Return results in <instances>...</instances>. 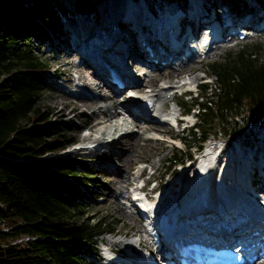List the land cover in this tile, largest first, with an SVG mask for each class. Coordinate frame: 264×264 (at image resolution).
<instances>
[{"label": "trees", "instance_id": "16d2710c", "mask_svg": "<svg viewBox=\"0 0 264 264\" xmlns=\"http://www.w3.org/2000/svg\"><path fill=\"white\" fill-rule=\"evenodd\" d=\"M74 4L83 10L95 1ZM66 15L61 0H0V264H98V237L119 222L89 214L96 169L60 153L77 142L75 126L43 103L53 69L32 36L45 35V26L57 31ZM208 66L214 86L203 82L191 99L175 100L196 111L198 124L192 142L182 138L187 148L167 158L174 165L211 135L233 142L242 134L250 142L264 129V58L241 49Z\"/></svg>", "mask_w": 264, "mask_h": 264}, {"label": "rangeland", "instance_id": "374dc122", "mask_svg": "<svg viewBox=\"0 0 264 264\" xmlns=\"http://www.w3.org/2000/svg\"><path fill=\"white\" fill-rule=\"evenodd\" d=\"M96 1L97 5L93 9H89V6L87 4L83 5V10H87L88 12H78L77 16H72V18H65L64 22H62V18L59 16V19L57 20L59 29L57 31L55 29H50L48 26L46 28V34L45 36L42 34H34L32 36V41L35 44H38V47L41 48L43 56L47 58V61L52 66V73L49 76V83L54 88H48L46 89L44 96H43V103L49 105L54 109L55 115H58L59 117H63L64 119H71L72 124H74L75 129L71 132L72 134L77 136V142L75 144L69 145L67 148L62 150L61 154H78L83 159H85L87 162L91 163L94 168L96 169V173L92 176L91 184L93 186V189L96 191L95 195L92 196V198L89 200V214H92L95 212V214L102 215L107 218V220H110L112 217L119 220L116 227L111 232H103L98 237V246L97 248L100 250V246L103 247V251L105 254L109 256V258H118L119 253L116 250L115 246L110 244L109 241L116 240L118 242L122 241V247L124 243L127 241L132 243L134 247L139 250L140 252L145 251L144 247L139 245L137 242L140 237L145 236L147 239L145 241V244L149 247L153 244L154 245V239L152 236L149 235V232L146 230L145 226L143 225L137 211L136 207L134 206V203H138L136 198L142 196L143 192L148 191V201L153 203L155 201V197H153L151 194H153L152 187L158 183L159 180H161L162 186L161 189L165 190V192H169L170 194L169 198L164 194V200L163 202L165 205H169V200H171V197L176 196H182L186 195L187 190L190 191L195 186V191L197 192V189L200 190L203 195H206L207 197H210V187H213L214 180L213 176L215 174V170L217 168V164L215 161L210 162V164L207 166V168L198 176L196 175L199 169V160L194 159V164H188L187 162L185 164H178L174 165L173 163H170L167 158H169L172 153L176 150V148H187V144L181 140L180 137H177V141H173L171 137L181 136L186 139L188 142H192L194 140L195 134L190 131L188 128H184L182 131L177 128L171 127V125L162 123L161 121L157 120L158 116L166 113L167 110L172 106L175 107L177 110V113L179 112L180 108L175 102V98H165L164 95H161L156 100V104L160 106V109L158 111H153L152 116L156 117L146 123H153L157 124V126H151L148 124H141L143 127H141L139 130L137 127L134 129L133 132H130V130L127 131V134L122 135V133H125V128L120 129V131L115 130V125L109 124V127H112L108 129L110 133H116L115 135H122L119 137L116 141L109 140L108 146H96V148H91V151L89 148H85L84 146H94V141H87L84 139V136L87 134L92 133V137L94 135H100L101 129H97L96 131L91 130L90 127H88V124H84L85 120L89 118V116L92 115L91 110L86 107L83 104H80L81 96H78L77 94H74L76 91L81 88L85 89V85L82 83L83 79H80L79 69L77 65L81 63V57L76 52L73 46V44L70 42L71 37L67 35L69 32L65 29V26H68L70 28L77 27V25H81L85 29V31L92 32V24L90 25V22L93 20L94 14H91L94 11H97V8L100 10L102 9V12L99 11V17H102L101 23L103 25H112V23H109L111 20H114L116 22L117 18H121L122 21L128 23L134 24V22H137V18L134 17H128L125 12H122L126 7L128 2L134 1L135 3H138L142 5L144 3L147 6H153V8L156 11H162V10H173L176 7L181 8L182 10L188 7L187 3L188 0H94ZM200 0H192V3L197 6V2ZM213 0H207L205 3L203 2V7L205 4H208L212 2ZM218 1V0H216ZM229 1H232L233 7L232 10L237 8L236 0H225V3H229ZM62 4L67 8V11L69 9H74V2L75 0H61ZM99 2V3H98ZM152 4V5H150ZM199 8H202V6L199 3ZM220 13L225 12L226 7L225 6H219ZM76 11V10H75ZM117 11V12H116ZM227 12V11H226ZM117 13V14H116ZM150 15L149 11H146ZM41 16L37 15V20L42 21ZM42 18L46 19L42 16ZM146 20V17H144ZM73 19L76 20L74 25L71 24V21ZM101 19V18H100ZM172 20H175L172 18ZM184 19L183 21H185ZM70 21V22H69ZM102 27V28H101ZM100 29L104 34H108L110 38L113 40L114 37L118 36L117 45L120 46L124 41H127L128 33L125 34V31L122 32L123 27H119V25L114 24L111 28L99 26L97 23V29ZM188 31L193 30L191 24L189 27H187ZM183 31V29H181ZM125 34V36H124ZM113 35V37H111ZM122 35V36H121ZM95 38V36H91V38ZM245 49L246 51H252L256 52L258 55H260L262 58H264V34L258 35L255 37H248L244 39L243 41H226L224 44L218 45L216 49H213L209 52V54L204 58L202 61H192L189 60V64L186 65L187 62L183 61V58L180 60L179 64H174L168 69L165 67L162 70V79L156 80V86H162L165 83L167 79L170 78L173 80L171 82L172 84H177L178 88L184 87L187 89H192V93L190 96L196 95V91H198V84L201 81H207L210 85L212 84L214 86V83L216 82L215 76L211 74L210 67L208 66L209 62L212 61H225L226 58L231 53H236L237 51ZM184 51V49H182ZM254 56V55H253ZM182 55L180 56V58ZM128 59V58H126ZM179 59V58H178ZM128 61V64L131 66H136L133 64V62ZM175 60H171L170 62L174 63ZM137 62V60H136ZM85 64L82 62L80 66H84ZM164 65V64H163ZM166 65V64H165ZM140 64L136 66L137 70H140L139 68ZM186 66V67H185ZM177 67H183L184 71H181L179 74H176ZM85 70L89 72L88 68L85 67ZM142 71L140 74L145 75L144 80H142V86L144 87L148 86V83L145 84V81L151 82L149 80L152 71L155 69L150 68H141ZM156 70H158L156 68ZM164 72V73H163ZM146 73V74H145ZM142 75V78H143ZM92 80L97 82L100 85V88L104 90V92H110V88L106 87V85L102 84V81L96 76L92 75ZM170 83V84H171ZM82 87H80V86ZM181 89V88H180ZM75 92H73V91ZM130 89H123L119 92L118 97L119 101L122 102L124 100V96L127 92H129ZM85 92V93H84ZM86 90H82V92L79 94L82 95L85 98V95H88ZM171 93V92H170ZM188 93V92H186ZM65 94V95H64ZM63 95L64 103H67V105H64L63 102L58 101L56 97H60ZM90 95V94H89ZM190 96H186L188 99H191ZM74 98L72 102H78L77 108H72L73 103H68L67 98ZM80 98V99H79ZM101 104H104V101H100ZM119 109H121V106L119 105ZM124 111V110H122ZM142 111H144V108H142ZM194 111V109H193ZM57 112V113H56ZM125 112V111H124ZM101 116V115H100ZM103 118V117H100ZM127 113L123 114L122 117H127ZM122 117H120V120H122ZM190 118V117H188ZM105 119V118H104ZM142 123L144 122V118H141ZM185 124H189V121H185ZM104 122L101 124V128H105ZM114 127V128H113ZM123 131V132H122ZM139 133V134H138ZM264 130L259 131L256 133L252 139V143H257L259 138H262V142H264ZM148 137V138H147ZM212 137V136H211ZM95 138V137H94ZM92 138L91 140H93ZM136 138V140H135ZM138 139V140H137ZM236 146L242 147V144L245 143L247 140L244 135H240L239 138H237ZM224 141V145L226 147L224 150L229 147L233 146V143H227ZM133 143V144H132ZM135 143V144H134ZM238 143V144H237ZM132 145V147L130 145ZM183 149V150H184ZM248 149V148H247ZM246 149V150H247ZM245 150V151H246ZM250 150V149H248ZM253 150V149H251ZM190 151L195 152V148H190ZM245 151L243 152L244 157H247L245 155ZM259 150H253V153L258 152ZM127 152V153H126ZM54 153L48 152L45 154L46 156H51ZM130 154V158H134L132 162L128 163V160L125 161V165L128 166V170L130 172V181L125 182L123 181L124 176H120L122 178L120 181L117 182H110L109 180V171L108 166L103 165L105 163H108L110 165L116 166L118 168H123L122 165V156H125ZM252 160V158H250ZM196 161V162H195ZM185 162V161H184ZM99 163L102 166L99 165ZM189 168L188 172H186L183 175V171L185 168ZM124 169V168H123ZM143 170V171H142ZM175 172V173H173ZM171 175V176H170ZM172 175H175V177L179 176L181 178V184L184 182V187L181 190H176L173 192H170L174 190L175 188L179 187L180 185H171L170 181H172L175 177L172 178ZM183 175V176H182ZM245 177V175H244ZM243 177V178H244ZM242 178V179H243ZM158 179V180H157ZM187 180L191 181L190 188H188ZM234 180V178H233ZM232 180V181H233ZM244 181V180H243ZM222 187L226 189L228 192V195H232L231 192L233 190H239L242 195L244 196L243 200H245V190H241L240 187H244L242 185V182H238L237 184H232L231 181H228L225 179V175L223 176L222 180ZM143 185L142 187H140ZM170 186V187H169ZM110 188L112 190L110 191ZM107 192H109L107 194ZM109 198L106 200L107 195H109ZM234 196V195H232ZM241 196H236V198ZM217 199V198H216ZM124 208V210L122 209ZM129 213V214H128ZM94 220V219H93ZM136 223V224H135ZM137 224L142 226V229L137 232H131L128 235L124 233L125 231H132ZM4 226L2 225V222H0V227ZM143 234V235H142ZM5 239V236H2ZM109 238V239H108ZM124 238V240H123ZM124 242V243H123ZM117 246V244H115ZM119 247V246H118ZM97 249L98 256H94V259L97 261L98 264H109L112 263V260H105L101 254L99 255V252ZM101 256V257H100ZM92 258V257H89ZM258 262V261H256Z\"/></svg>", "mask_w": 264, "mask_h": 264}, {"label": "bare ground", "instance_id": "6f19581e", "mask_svg": "<svg viewBox=\"0 0 264 264\" xmlns=\"http://www.w3.org/2000/svg\"><path fill=\"white\" fill-rule=\"evenodd\" d=\"M205 1L207 2V0H205ZM205 1H204V3H205ZM210 3L213 6L216 4L215 15L217 17L219 15H221L222 13H225V12L220 13V9L218 8L220 5L223 6V4L220 2V0H218V1L213 0ZM187 5H188V7H186V9H187L186 15L182 18L181 24H184V23L193 24L197 20L191 12L194 9V4L190 1H188ZM250 5H251V7H255L253 3ZM204 7H208L207 4H205ZM238 9H241V8H238ZM200 10H202V8H200ZM122 12H124V10ZM69 15H72V13ZM135 17L137 18V20H139V18L141 16L136 15ZM67 18L71 19L72 17L67 16ZM96 19H100L99 13L96 14ZM184 19H186V20L183 21ZM75 22H76V20L73 19L71 21V24L74 25ZM114 24L120 25L122 27H127V33H128L127 46L124 49L119 48V50L117 51L118 53H120V55H119V58L121 61L120 65H124V66H122V69L126 68V64L124 63V60H126V58L131 60L130 62H133V64L136 66H138V64H140V66H139L140 69L143 67L147 68V69L148 68H150V69L155 68V69L152 71V73H150L151 76H150L149 80L151 82L145 81L146 84L148 83L147 87L146 86L144 87V85L142 86V80H144V78H145V75L142 74L143 78H142V75L139 78V79H141V83L136 85V87L130 89V91L136 90V92L138 94H136L134 97L124 96V100L122 102H120L118 100L119 99L118 94L122 89L117 88L114 90L112 89L110 92H107V91L104 92V90H102L100 88V85L97 82L92 80V78H93L92 75L96 76V78L99 77V73H95V71H92V68H91L92 67L91 63L96 64V65H100L97 62V60L89 59L87 56H85L84 60L81 61V63L83 62L85 64L84 66L88 68L89 72H87L85 70L84 66H80L81 63H79L77 65V67L79 69L80 79H83L82 83L85 85V89L83 87V89L81 88V90L79 89L76 92L73 90L72 91L75 92L74 94L78 93V96H81L82 99L79 98L80 102H81L80 104H83L86 107V109L88 108L89 110H91L92 115L89 116V118L87 120H85L84 124H88L87 126L90 127V129L94 130V131H96L97 129H101L100 135H94L92 137L93 132H91V134H89V135L86 134L84 136V139H86L87 141L91 140L92 138L95 137L94 141H95V143H97L96 146H104V145L108 144L109 140L116 141L122 135L127 134L128 130H130V132H133L136 127L139 130L141 127H143L141 124H144V125L148 124V125H151L154 127L157 126V124L146 123V122L156 118V117L151 115L153 111H155V110L158 111L160 109V106H158L156 104V100H157V98L160 97L161 91H162V96L164 95L165 98H168L169 92H171V90L173 89V87H171L169 85L172 84L171 82H173V80L169 76V79H167L165 81L166 84L159 86V87L156 86V80L163 78L161 72L165 67L168 69L169 67L174 65V63H176V62L179 64L180 60L184 57V55L187 56L186 54L183 53V50L181 47H175L173 50L170 49V52H169L171 60H175L174 63H172V62L168 63V64H167V62L163 63V61L165 60L164 57H161L162 55H158V54H156L157 61H149V62L144 61V63L143 62H136V58L134 55V52H135L134 48L143 49L142 46L140 45V43H141L140 42V36H139L140 30H136V37L134 38L133 37V34L135 33L134 24H132L130 22L126 23V22L122 21L121 18H117L116 22H113L112 25H110V24L105 25V27L111 28ZM198 24H202V16L198 19ZM250 24H251V26H253L255 24V20L253 19L250 22ZM69 25L65 26V29L69 32L67 35H69L71 37V39H72L73 35H76L78 37H80L82 35L84 28L81 27V25H80V27H79V25H77V27H74L73 29L70 28ZM182 29H183V31H181V32L183 33L184 29H185L184 26L182 27ZM111 37H113V35ZM193 41H195V38L193 39ZM70 42H71V40H70ZM117 42H119L118 36L114 37L113 42H111V44L109 46V49H113L114 47H117L118 46ZM181 55H182V57L180 58ZM129 60H126V61H129ZM156 68L158 70H156ZM175 71H176V74H179L181 71H184V68L180 67ZM98 79H100V78H98ZM102 84L106 85V83H104V81H102ZM80 87H82V86H80ZM82 90H86V91L89 90L88 93L90 95L89 94L85 95V98H84L82 95L79 94V92L81 93ZM56 99H58V101H60V102H63L64 105H67V103H64L65 101H64L63 95H61L58 98L56 97ZM73 100H74V98H69V97L67 98L68 103H71ZM100 101H104L105 103L101 104ZM151 102H154V104L151 105ZM72 103H73V107H72L73 109L78 107L77 101L72 102ZM119 105L121 106V109H119ZM129 105H134V106L132 108H130ZM142 108H144L145 112L142 111ZM122 110H124L125 112ZM122 113L123 114L127 113L128 116L122 117ZM99 116L103 117V118L98 119ZM120 117H122V120H120ZM141 118H144L143 123L141 121ZM102 122H104V124H105L104 125L105 128H103V129L101 128ZM110 123L115 125L114 132L120 131V129L125 128V130H126L125 133H122V135H120V136L118 135L119 133L117 135H115L116 133H110V131L108 130V129L112 128V127L108 126ZM178 137L183 138L181 136H178ZM261 137H264V134ZM135 140H136V138H135ZM228 143H233V142H228ZM261 145H263L262 151H264V142H261ZM130 146L132 147V145H130ZM225 152H226V154L232 156L229 159V161H227V163L224 164V169L226 168L225 173H224L225 179H227L228 181H231L232 184L238 185V182H243L242 178L244 177L243 169L241 167L242 161H241L238 153L237 152L234 153V150H232V146L227 147L225 149ZM245 155L247 157H243V158L250 160L251 151L247 149L245 151ZM133 159L134 158H130V154H128V155L125 154V156H122V165H123L124 169L122 167L118 168V167L110 165L108 163H105V164L99 163V165L100 166H102L101 164L106 165V166H108L109 171L111 170V172L109 173V180L108 181L117 182V181H120L122 179V178H120V176H124L123 181L128 182V181H130L129 177L131 174L128 170V166L125 165V161L128 160V163H129V162H132ZM206 161H209L208 157L202 158V164H204ZM218 161L219 160H217L215 162L218 163ZM189 169H190V167L185 168V170L183 171V175L186 172H188ZM228 173L233 174V176L236 178V180H233V177L231 175L228 176ZM256 175L258 176V174H256ZM173 177H175V175H172V178ZM222 178H223V176H222ZM248 180L250 181L249 177H248ZM179 181H180V178H179V176H177L172 181H170V184L172 186L173 185L178 186ZM187 183H188V188H190L191 181L187 180ZM159 185L162 186L161 181H159ZM262 185H264V182H262ZM215 186H216L218 194L221 197L227 198L230 203L235 204V202L239 203V201H241L242 203H245L248 206H253V208L260 209L261 213H264V208H259L260 205L264 203V199L261 196H259L258 194L252 193V195H251L252 198L247 197L245 194L246 199L243 200L244 196L242 195V193L239 190H233L231 192V194L234 196H232V195H228V192L226 191V189L222 187V183H221V187H220L218 185V181H215ZM238 187L241 190H243V191L245 190L247 192L246 187H240V185H238ZM175 189L170 191V192L175 191ZM111 190H112V188H110V191ZM210 191L211 192L213 191V187H210ZM163 192H165V190H163ZM187 192H189V189L187 190ZM108 193L109 192H107V194ZM168 193L165 194V197L167 196L169 198ZM110 195L111 194L107 195L106 200L109 198ZM236 196H241V197L236 198ZM153 207H156V203L153 205ZM122 209L124 210V208H122ZM124 212H125V210H124ZM125 213H127V212H125ZM175 214H176V212H175ZM159 219L162 220L161 218H157L156 220H159ZM231 219H234V216H232ZM164 228L167 230L166 233L170 236L171 240H173V236L171 234V230L169 229V225H165ZM141 229H142V226L137 224V226L132 231H130V232L125 231L124 233H126L128 235L131 232L135 233ZM244 231H248V229H245ZM146 239L147 238L145 236H142V237H140V239L137 240V242L139 243V245L143 246L146 249V251H149V252L151 251V254H154L155 253L154 245L152 244L150 247L148 245H146L145 244ZM116 240L111 239V241H109V243L114 245L116 250L119 252V259L116 262V264H141V263H138L134 258L135 256L136 257L139 256L141 253L134 247V245L132 243H130L128 241L126 243L123 242L124 245L122 247V241L118 242ZM123 240H124V238H123ZM115 244H117V246ZM129 254H131V255H129ZM251 264H264V261H258L255 263L253 262Z\"/></svg>", "mask_w": 264, "mask_h": 264}, {"label": "built area", "instance_id": "2783aa9c", "mask_svg": "<svg viewBox=\"0 0 264 264\" xmlns=\"http://www.w3.org/2000/svg\"><path fill=\"white\" fill-rule=\"evenodd\" d=\"M26 238H28L27 236H23V237H21V238H18L17 240H13V243L14 242H16V241H24V240H26Z\"/></svg>", "mask_w": 264, "mask_h": 264}]
</instances>
